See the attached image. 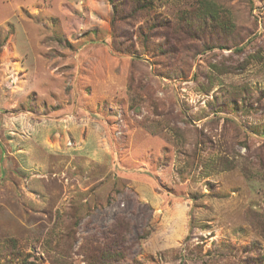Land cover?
<instances>
[{"label":"rangeland","instance_id":"obj_1","mask_svg":"<svg viewBox=\"0 0 264 264\" xmlns=\"http://www.w3.org/2000/svg\"><path fill=\"white\" fill-rule=\"evenodd\" d=\"M116 1L0 0V264H264V0Z\"/></svg>","mask_w":264,"mask_h":264},{"label":"trees","instance_id":"obj_2","mask_svg":"<svg viewBox=\"0 0 264 264\" xmlns=\"http://www.w3.org/2000/svg\"><path fill=\"white\" fill-rule=\"evenodd\" d=\"M111 5L113 6L114 9V14H119L120 13V9L121 7L118 5L116 0H109ZM136 5H137V9L139 10H144L147 8L148 6V2L147 0L141 1V0H135ZM202 7L201 9L197 12V17L200 18V22L196 21V12L194 13L193 16L186 14L184 17V22L186 24V26L190 29V35L194 38V37H198V35H201L200 37H204L207 34H212V39L211 41H208L205 45H204V50L206 49H213L215 48V44H217L218 46L222 47V48H226V45L223 46L222 43H218L221 42V40L224 41V39H222L223 37H217L218 35H220V33L224 32L223 34L226 36V34H230L233 32V34L235 35V30H233V26L232 28H228V29H221V28H217L213 22L217 21L221 14L224 12V10L222 9V7H220L219 5L209 1V0H202L201 1ZM211 24V25H210ZM182 26V25H180ZM209 31V32H208ZM221 31V32H220ZM208 32V33H207ZM206 34V35H205ZM221 36V35H220ZM216 37L217 41H214V38ZM199 38V37H198ZM234 46L237 47L240 43H239V39H238V34H236L234 37ZM179 40V39H178ZM241 50L237 51L240 52ZM238 105L241 109H244L246 107V103L245 101L241 100L238 102ZM148 232H146L145 235H143V238H145L147 236ZM113 238L116 239V243H113V241H111L110 243L105 244V248L104 249H95L94 254L96 255H100L103 259H112V258H116V257H124V252L123 249H115L117 246H119L122 242H121V238L118 235V233L115 232ZM112 238V239H113ZM96 260V256L94 257Z\"/></svg>","mask_w":264,"mask_h":264}]
</instances>
